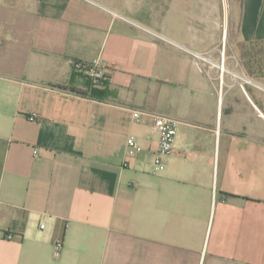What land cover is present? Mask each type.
<instances>
[{"label":"crops","instance_id":"crops-1","mask_svg":"<svg viewBox=\"0 0 264 264\" xmlns=\"http://www.w3.org/2000/svg\"><path fill=\"white\" fill-rule=\"evenodd\" d=\"M250 43L264 0H0V264H264ZM153 116L178 123L160 173Z\"/></svg>","mask_w":264,"mask_h":264},{"label":"built area","instance_id":"built-area-1","mask_svg":"<svg viewBox=\"0 0 264 264\" xmlns=\"http://www.w3.org/2000/svg\"><path fill=\"white\" fill-rule=\"evenodd\" d=\"M73 68L82 72L83 75L93 82H98L104 78V71L100 69L96 63L93 65L74 63ZM134 117L136 121H140L141 115L138 112H135ZM36 118V114H31L28 117V120L30 122H35ZM177 124L178 123L175 120L165 116L152 117V125L158 133V151L154 155L151 162V169L153 173H160L165 168L164 158L173 151ZM126 144L128 148L127 152L131 156L142 151V148L132 138L127 139ZM40 228H43V226H40ZM59 255L60 251L57 249L55 256L59 257Z\"/></svg>","mask_w":264,"mask_h":264},{"label":"rangeland","instance_id":"rangeland-1","mask_svg":"<svg viewBox=\"0 0 264 264\" xmlns=\"http://www.w3.org/2000/svg\"><path fill=\"white\" fill-rule=\"evenodd\" d=\"M233 30V28H229L228 30V44L232 43L231 37L234 36ZM228 44L226 53L228 52L229 54L230 49L228 48ZM235 51L238 54V62L241 67L246 68L253 76H256L257 78L264 77V44H236ZM89 81L93 83L92 80ZM100 81H103V79ZM101 89L106 90L105 88ZM258 126L259 128H264V124L260 120L258 121Z\"/></svg>","mask_w":264,"mask_h":264},{"label":"trees","instance_id":"trees-1","mask_svg":"<svg viewBox=\"0 0 264 264\" xmlns=\"http://www.w3.org/2000/svg\"><path fill=\"white\" fill-rule=\"evenodd\" d=\"M253 44H264V43H250V44H246V45H253ZM99 86V85H96ZM105 90L101 89L100 87H95L94 84L90 87L89 89V93L90 95H92L93 97H103L105 94Z\"/></svg>","mask_w":264,"mask_h":264}]
</instances>
